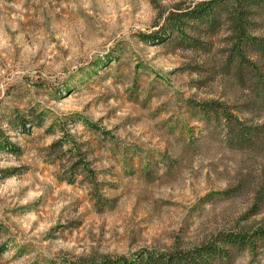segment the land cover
Here are the masks:
<instances>
[{
  "label": "rangeland",
  "instance_id": "374dc122",
  "mask_svg": "<svg viewBox=\"0 0 264 264\" xmlns=\"http://www.w3.org/2000/svg\"><path fill=\"white\" fill-rule=\"evenodd\" d=\"M200 1L0 0V264L162 253L264 220L263 153L201 110L264 122L227 68L224 19L186 41L161 30ZM234 256L264 264L261 246Z\"/></svg>",
  "mask_w": 264,
  "mask_h": 264
},
{
  "label": "trees",
  "instance_id": "16d2710c",
  "mask_svg": "<svg viewBox=\"0 0 264 264\" xmlns=\"http://www.w3.org/2000/svg\"><path fill=\"white\" fill-rule=\"evenodd\" d=\"M256 11L264 19V0H202L188 10L177 8V11L171 12L165 17L161 30L176 32L186 41L193 39L186 32L188 23L197 26L196 33L200 26L213 28L219 19H224L230 40L227 68L233 66L235 78L240 84L251 83L253 96L249 102L254 106L253 110L262 112L264 66L260 62L264 59V38L252 34V20L256 18ZM201 110L207 115H222L230 147L264 155V122L256 125L248 120L243 121L218 102L207 103ZM246 111L250 110H243L242 113H250ZM27 123L24 117L17 118V124L23 129ZM253 202V216H256L264 207V176L253 192ZM258 246L264 248V220L235 230L218 231L209 240L193 247L176 244L162 253L144 251L130 258L106 255L78 264H223V261L231 264L234 255L244 251L254 254Z\"/></svg>",
  "mask_w": 264,
  "mask_h": 264
}]
</instances>
